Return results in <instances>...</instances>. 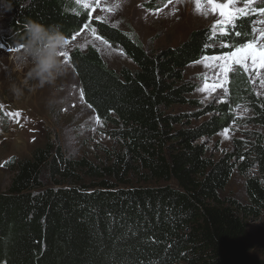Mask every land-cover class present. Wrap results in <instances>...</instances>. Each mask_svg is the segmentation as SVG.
<instances>
[{"label": "trees", "instance_id": "16d2710c", "mask_svg": "<svg viewBox=\"0 0 264 264\" xmlns=\"http://www.w3.org/2000/svg\"><path fill=\"white\" fill-rule=\"evenodd\" d=\"M4 3L11 5L4 37L11 48L23 43L29 20L60 25L66 40L91 21L137 67L117 72L93 47L70 54L84 100L115 126L118 147L103 163L72 160L50 143L14 160L9 191L0 193V264H264L252 254L249 232L250 221L264 215V133L248 143L236 139L216 158L193 138L231 125L226 103L209 104L214 116L196 129H174L184 113H168L195 102L187 97L197 88L185 79L187 66L253 40L252 19L238 18L225 33L196 30L182 44L150 53L128 33L89 20L74 0ZM236 84L242 98L252 97L241 79ZM257 110L264 127V108ZM44 169L55 186L44 188ZM235 173L247 175L245 199L224 195Z\"/></svg>", "mask_w": 264, "mask_h": 264}, {"label": "rangeland", "instance_id": "374dc122", "mask_svg": "<svg viewBox=\"0 0 264 264\" xmlns=\"http://www.w3.org/2000/svg\"><path fill=\"white\" fill-rule=\"evenodd\" d=\"M74 1L89 11V20L102 21L128 33L150 53L178 46L199 29L211 27L214 33L224 31L223 18L211 9L207 0H201L199 9L197 0H99L98 4L95 0H87L90 7L83 6L84 0ZM216 2L225 3L226 0ZM151 3H154L153 6ZM246 3L247 0H240L235 6L245 8ZM108 8L113 10L108 11ZM260 9H264V0H253L245 9L246 14L236 17L252 19L250 36L253 40L250 42L255 41L257 47L264 44V13ZM11 17L4 0H0V44L4 45L0 48V193L9 191L15 174L13 161L30 157L35 148L44 144L60 146L62 153L72 160L84 157L94 163L108 161L107 150L118 147L119 139L111 134L115 126L101 120L81 95L78 76L70 64V54L74 50L95 48L105 64L117 72L123 68L137 67L121 46L99 36L89 21L80 34L67 40L63 50L68 54L67 62L61 57L67 71L53 84L29 90L21 83L27 67H17L22 63V49L11 48L4 43V37L10 30ZM237 47L232 45V51ZM224 54L205 56L187 66L185 79L197 86L187 97L195 102L175 105L168 110V113H184L185 116L181 122L173 125L174 129H196L214 116V113L207 111L209 104L216 107L226 103L234 118L231 125L214 136L193 138L195 144L204 145L208 154L216 158L231 151L236 139L248 143L254 140L257 133H264V127L256 120L258 106L264 108V68H253L249 60L246 62L247 69L233 64L231 71L224 72V62L214 59ZM238 78L249 89L251 98L247 95L242 98L235 90ZM29 83L35 84V81ZM13 84L22 87L23 92H14ZM238 84L239 80L236 88ZM213 85L216 87L213 88ZM17 112L19 116L12 115ZM255 172L256 168L253 170ZM80 176L83 177V174ZM42 178L44 188L56 185L46 169ZM246 178L245 174L235 173L224 195L245 199ZM83 179L84 182L92 181ZM249 232L253 256L264 261V215L250 221Z\"/></svg>", "mask_w": 264, "mask_h": 264}, {"label": "clouds", "instance_id": "9594fccd", "mask_svg": "<svg viewBox=\"0 0 264 264\" xmlns=\"http://www.w3.org/2000/svg\"><path fill=\"white\" fill-rule=\"evenodd\" d=\"M11 5H8L10 10ZM66 36L58 24L45 25L36 20H29L24 25L23 47L21 52L22 63L18 68L27 67L23 86L31 90L33 87H44L53 84L67 68L61 59L60 53L66 47ZM35 81V84H30ZM12 90L22 93L23 88L12 85Z\"/></svg>", "mask_w": 264, "mask_h": 264}, {"label": "snow or ice", "instance_id": "6c2138e0", "mask_svg": "<svg viewBox=\"0 0 264 264\" xmlns=\"http://www.w3.org/2000/svg\"><path fill=\"white\" fill-rule=\"evenodd\" d=\"M80 2V0H78ZM95 2L98 4L99 0H95ZM240 0H226L225 3H218L216 0H207L208 5H210L211 9L214 12H218L220 17L223 18V22L225 24L231 23L237 16H239L242 13H245V9L247 8L248 4L252 3L253 0H247V3L245 4V8H239L235 5L239 3ZM201 4V0H197V8L199 9ZM84 7H90V4L87 3V0H84ZM108 11H112V8H108ZM260 12L264 13V9H260ZM246 14V13H245ZM95 31V30H93ZM65 43L67 44L68 41L66 40ZM4 45L0 44V48H3ZM23 45H20V48L22 49ZM61 57H64V61L67 62L68 54L66 52L60 53ZM217 61H223V71L229 72L232 69V65H240L247 69V61H251V66L253 68H264V44L259 45L257 47V44L255 41L249 42L244 44L241 47H237L234 51H229L221 56L214 57ZM216 86L213 85V88ZM83 95V93H81ZM14 116H19V113H13Z\"/></svg>", "mask_w": 264, "mask_h": 264}]
</instances>
